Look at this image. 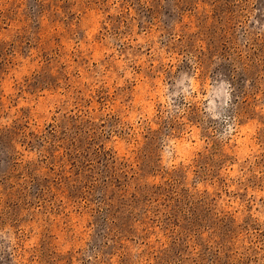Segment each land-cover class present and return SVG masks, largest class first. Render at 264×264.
<instances>
[{
  "label": "rangeland",
  "instance_id": "1",
  "mask_svg": "<svg viewBox=\"0 0 264 264\" xmlns=\"http://www.w3.org/2000/svg\"><path fill=\"white\" fill-rule=\"evenodd\" d=\"M0 264H264V0H0Z\"/></svg>",
  "mask_w": 264,
  "mask_h": 264
}]
</instances>
